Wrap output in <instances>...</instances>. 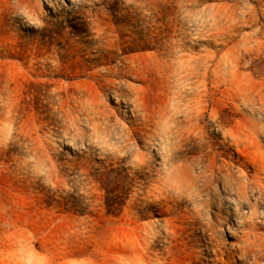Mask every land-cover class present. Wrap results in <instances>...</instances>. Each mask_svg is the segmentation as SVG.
I'll return each mask as SVG.
<instances>
[{"label": "rangeland", "instance_id": "obj_1", "mask_svg": "<svg viewBox=\"0 0 264 264\" xmlns=\"http://www.w3.org/2000/svg\"><path fill=\"white\" fill-rule=\"evenodd\" d=\"M0 264H264V0H0Z\"/></svg>", "mask_w": 264, "mask_h": 264}]
</instances>
